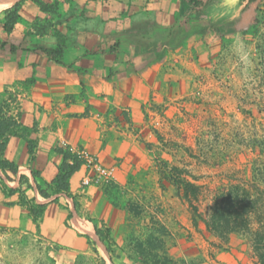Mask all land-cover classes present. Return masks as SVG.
<instances>
[{
  "label": "rangeland",
  "instance_id": "rangeland-1",
  "mask_svg": "<svg viewBox=\"0 0 264 264\" xmlns=\"http://www.w3.org/2000/svg\"><path fill=\"white\" fill-rule=\"evenodd\" d=\"M40 1L53 7L48 14L53 18L75 0ZM208 2L212 7L216 1ZM253 2L249 24L234 34L216 36L207 46L197 35L190 44L170 48L175 53L153 72L138 101L140 115L130 127L134 157L117 158L109 166L114 183L89 187L93 193L79 184L78 192L70 188L38 202L43 204L26 195L23 202L21 194L15 203L1 201L0 264H140L137 252L149 237L161 241L153 251L174 260L256 264L244 237L220 240L202 225L195 230L184 193L176 194L159 174L165 169L200 186L195 204L205 218L219 189L246 179L245 165L255 157L252 147L264 139V24L257 23L256 11L264 0ZM21 8H30L33 18L24 27L42 22L39 6L26 2ZM238 40L244 44L240 51L233 48ZM29 133L18 130L17 136ZM1 191L10 195L4 187ZM15 205L17 213L11 211ZM39 205L44 210L32 217L30 210ZM89 223L109 240L101 242L95 230L85 232L81 226Z\"/></svg>",
  "mask_w": 264,
  "mask_h": 264
},
{
  "label": "crops",
  "instance_id": "crops-1",
  "mask_svg": "<svg viewBox=\"0 0 264 264\" xmlns=\"http://www.w3.org/2000/svg\"><path fill=\"white\" fill-rule=\"evenodd\" d=\"M81 1L83 6L78 5L76 11L84 10V25L73 17L51 18L49 13L41 19L40 13L42 22L34 21L26 28L33 20L27 11L31 9L21 8L22 20L12 34L0 26V43H8L0 50V113L17 119L29 132L34 130L25 138L9 137L4 157L17 170L10 180L0 171V205L5 199L17 202L20 176L32 187L22 190L36 204L58 197L53 194L46 200L37 191V185L43 190L52 181L63 161L57 148L95 155L106 167L117 158L135 155L131 148L137 145L130 140V127L140 115L138 101L150 86L153 72L175 53L169 42L159 41L153 43L152 51L142 52L137 36L153 27H171L179 1ZM215 1L210 7L208 0H201L194 8V29L214 22L231 35L248 25L255 11V3L249 0ZM10 45L17 47L15 52H9ZM28 141L33 142V154L28 153ZM83 174L81 168L70 179L73 193L78 192ZM1 187L10 195L5 197ZM17 209L15 205L11 211L17 213ZM81 227L94 232L90 223Z\"/></svg>",
  "mask_w": 264,
  "mask_h": 264
},
{
  "label": "trees",
  "instance_id": "trees-1",
  "mask_svg": "<svg viewBox=\"0 0 264 264\" xmlns=\"http://www.w3.org/2000/svg\"><path fill=\"white\" fill-rule=\"evenodd\" d=\"M94 1V0H85ZM179 10L175 13L174 24L164 30L153 27L141 33L138 37L139 42L137 48L142 52L152 51L155 45L154 42H169L170 48L180 47L182 45L190 44L199 36L200 43L209 45L217 36L222 38L228 36L227 31H223L217 27V23L210 22L206 25H201L196 29L193 28L195 24L194 8L201 5V0H178ZM242 1V0H240ZM254 0H249L253 2ZM26 2L39 6L41 12L50 13V6L42 3L40 0H21L10 9L5 10L0 18V26L7 34H12L15 26L22 20L20 9ZM81 0L74 1L68 10L58 16H68L76 18L82 25L86 23L87 18L84 15V10L77 13L78 5L83 6ZM258 22L264 24V3L257 8ZM184 17V19H183ZM98 21L92 24L95 28ZM41 30H38L41 34ZM43 33V31H42ZM8 43H0V50H4ZM9 52L13 53L17 49L14 45L9 46ZM264 59V53H263ZM26 132L28 129L21 127L17 119L6 117L0 113V171L8 179H11L10 174H15L16 166L14 163L8 161L4 157V152L8 144L10 136H17V131ZM34 132V130H30ZM23 136V135H18ZM28 153L33 154V142L27 143ZM146 148H149L148 143H142ZM255 154L254 159L245 165L246 179H240L235 184H230L222 187L215 194L211 206L209 208V215L205 218L199 211L195 203H197L201 194V187L194 183L182 181L170 171H160L161 180L166 181L174 187L176 194L184 193L185 199L192 210V225L195 230L200 229V225L204 230L219 238L226 240L230 235H239L249 241L252 252L256 259V264H264V139L256 141L252 147ZM63 161L56 167L57 173L49 184H46L48 191L42 190L37 185V191L43 199H49L51 195L68 194L70 190V179L79 172L82 168V161L78 155H75L68 148H57ZM177 171L176 169H173ZM183 184L184 189L181 190L180 185ZM25 189H31L27 179L24 176L19 178L20 194L25 200ZM45 205H39L30 210L32 217L40 214L38 210H44ZM95 233L99 240L106 243L109 238L94 225ZM161 241L154 237H149L145 241L146 248L140 249L137 254L141 258L140 264H205L206 261L202 257L190 258L188 261H178L171 258L166 252H155L159 247ZM141 245V244H140ZM141 248V247H140ZM139 250V248H138Z\"/></svg>",
  "mask_w": 264,
  "mask_h": 264
},
{
  "label": "built area",
  "instance_id": "built-area-1",
  "mask_svg": "<svg viewBox=\"0 0 264 264\" xmlns=\"http://www.w3.org/2000/svg\"><path fill=\"white\" fill-rule=\"evenodd\" d=\"M77 154L82 161V169L84 170L80 183L82 189L101 183L115 182L116 175L113 167L104 166L95 155L83 151Z\"/></svg>",
  "mask_w": 264,
  "mask_h": 264
},
{
  "label": "bare ground",
  "instance_id": "bare-ground-1",
  "mask_svg": "<svg viewBox=\"0 0 264 264\" xmlns=\"http://www.w3.org/2000/svg\"><path fill=\"white\" fill-rule=\"evenodd\" d=\"M21 0H0V15L7 9H10Z\"/></svg>",
  "mask_w": 264,
  "mask_h": 264
},
{
  "label": "clouds",
  "instance_id": "clouds-1",
  "mask_svg": "<svg viewBox=\"0 0 264 264\" xmlns=\"http://www.w3.org/2000/svg\"><path fill=\"white\" fill-rule=\"evenodd\" d=\"M233 48L236 49L237 51H240L244 48V44L242 41H236L235 44L233 45Z\"/></svg>",
  "mask_w": 264,
  "mask_h": 264
}]
</instances>
